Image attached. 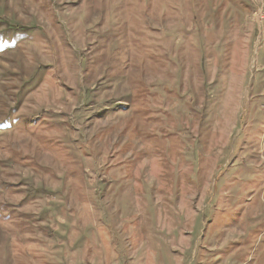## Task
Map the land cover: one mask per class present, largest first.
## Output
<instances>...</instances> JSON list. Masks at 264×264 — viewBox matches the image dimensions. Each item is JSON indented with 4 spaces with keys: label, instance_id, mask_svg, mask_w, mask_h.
I'll return each instance as SVG.
<instances>
[{
    "label": "rangeland",
    "instance_id": "374dc122",
    "mask_svg": "<svg viewBox=\"0 0 264 264\" xmlns=\"http://www.w3.org/2000/svg\"><path fill=\"white\" fill-rule=\"evenodd\" d=\"M0 264H264V0H0Z\"/></svg>",
    "mask_w": 264,
    "mask_h": 264
}]
</instances>
